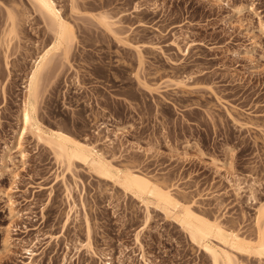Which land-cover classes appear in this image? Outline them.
Instances as JSON below:
<instances>
[{
  "label": "rangeland",
  "instance_id": "1",
  "mask_svg": "<svg viewBox=\"0 0 264 264\" xmlns=\"http://www.w3.org/2000/svg\"><path fill=\"white\" fill-rule=\"evenodd\" d=\"M55 1L79 43L42 85L41 122L114 155L116 166L136 164L131 171L165 181L195 211L254 240L264 202V0H74L82 15ZM27 2L0 0V264H210L171 217L81 164L65 171L30 135L20 159L32 62L15 40L6 68L1 38L6 8L20 22ZM100 14L117 24L121 43L102 34L91 18ZM32 23L24 27L28 45L39 42L36 57L50 40ZM235 255L237 264H264Z\"/></svg>",
  "mask_w": 264,
  "mask_h": 264
},
{
  "label": "bare ground",
  "instance_id": "2",
  "mask_svg": "<svg viewBox=\"0 0 264 264\" xmlns=\"http://www.w3.org/2000/svg\"><path fill=\"white\" fill-rule=\"evenodd\" d=\"M26 1L29 2V6L31 5V10L28 8L31 14H28L29 16H25V13L20 15L22 18L20 17L19 19L22 24L16 21L17 16H15L16 14L13 12L16 10L6 8L4 12L6 16L5 25H7V28L4 30V36L1 38V46L4 48L3 60L5 61L4 66H6V68L9 65V54L7 53L15 46L18 51H20V55L32 62L31 70L27 74V79L23 86L24 96L19 107L18 116L19 129L15 137V147L20 159L22 161L25 159V153L21 146L22 141H24L23 139L25 136L30 135L38 146H43L51 152L55 161L60 166L64 167L65 171L71 172L72 170L70 167L74 168V164H81L90 171L91 174L93 173L101 180L111 182L113 185L119 187L125 194L137 199V201L144 205V208H146L145 210H148V208L152 206L157 209V211H161L165 217H171L172 220L176 222L175 224H178L180 229L186 234L189 242L207 255L210 264H237L235 254L252 255L258 258V260H264V202L256 208L255 212V239H251V241L243 239L244 237H241L243 235H241L238 230L227 228L217 218H206V215H204V217L200 211L197 212L195 211L196 209H192L193 207L191 208L190 202L178 193L173 194L171 186L167 185L165 181L159 180V178L156 177L154 178L140 170H137L138 172L134 170L131 171L130 168L134 165L136 166V164L130 168H127L123 164L116 166L114 162L112 163L111 161L115 159L113 158L114 155L113 157L109 156L110 159H107L106 155L104 156L102 151L96 149L95 145L76 140L63 130L50 129L41 122L38 115V108L42 96V85L48 76L52 74L50 72L52 70L54 71V68L57 70L58 66H55V60L57 58V60L62 59L63 63L64 60L68 63V58L72 55L71 53H73L79 40L76 35L77 32L75 27L69 22L66 16H64L61 7L58 6L55 0ZM70 1L69 13H71V15H79L80 13L74 5V0ZM214 1L220 2V0ZM236 10L240 12L242 7ZM83 12L84 11H82V13ZM31 16L33 18L29 19ZM91 18L102 28V34L105 32L121 43V40L117 38V24L110 22L107 15L100 14L98 16H91ZM33 21L41 23L43 36H46L45 40H50L49 45L37 54L36 57H34L36 52L34 48L36 50L39 49V42H37V44L35 41L32 44L30 43L31 45H28L29 42L27 41L29 40V38L27 39L29 33L27 26ZM26 22L28 25L25 26L24 24H26ZM259 28L264 33V25L261 22H259ZM15 40L16 45L14 46L13 41ZM86 41L93 42L91 38ZM97 43L93 44L96 45ZM126 43H128V46H134L129 42ZM134 47V49L138 51V54H140L139 48L137 46ZM17 49L15 51H17ZM30 51H33L34 54ZM141 61L143 60H139V64H142ZM58 62H56V64ZM9 68L10 67H8V69ZM150 91L153 90L150 89ZM215 98L218 97L216 96ZM227 116L233 123L239 122L233 117L230 111L227 112ZM241 190L240 187H237L236 194L239 195ZM90 230L89 224L87 223V241L85 246L91 251L92 246L89 240V235L91 234Z\"/></svg>",
  "mask_w": 264,
  "mask_h": 264
}]
</instances>
